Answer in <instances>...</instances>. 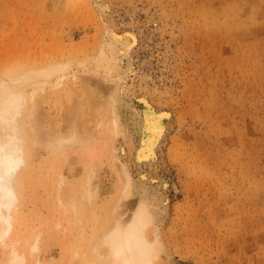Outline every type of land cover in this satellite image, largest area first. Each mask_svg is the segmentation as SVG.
<instances>
[{
	"label": "rangeland",
	"instance_id": "1",
	"mask_svg": "<svg viewBox=\"0 0 264 264\" xmlns=\"http://www.w3.org/2000/svg\"><path fill=\"white\" fill-rule=\"evenodd\" d=\"M108 30L136 36L124 77ZM45 68L18 113L25 264H100L96 234L139 210L147 264H264V0H0V81Z\"/></svg>",
	"mask_w": 264,
	"mask_h": 264
},
{
	"label": "bare ground",
	"instance_id": "2",
	"mask_svg": "<svg viewBox=\"0 0 264 264\" xmlns=\"http://www.w3.org/2000/svg\"><path fill=\"white\" fill-rule=\"evenodd\" d=\"M107 42L108 47L113 50L114 54L112 65L115 67L116 71L124 77L125 74L130 71V68L127 67L126 70L121 71L119 61H121L122 57H125L127 52L136 44V36L129 31L117 33L113 30H108ZM50 73L51 71L48 68L42 69L40 73H36L34 70H23L15 74L13 73V76H10L9 78L11 80L9 83L5 80L0 81V131L2 132L0 134V249L5 250L3 256L0 257V264H25V255L19 246L20 242L18 237L16 238L15 234L13 235L14 237H11L13 232L11 210L14 209L17 199L14 179L19 172L21 165L24 163L23 136L19 134L24 128V124L19 119L20 117L18 113L24 105V95L27 92L35 90L41 81L49 77ZM104 83H107L106 85L108 86L109 83L115 84L116 81H114L113 78H104ZM108 99L109 100H107L108 102L106 101V104L111 113V117L107 128L109 129L110 134L112 132L115 134L117 132V126L115 118L112 115V100L111 97ZM30 106L32 107L33 104H30ZM36 110L38 109L36 108ZM29 111L30 110L27 109L28 113ZM39 113L34 114L38 116ZM31 114L33 113L31 112L29 114L32 119L36 117L34 114L31 116ZM27 115L26 117H29V115ZM24 118L22 119L25 120ZM29 118L26 120H28V122L30 120L31 123L32 119ZM38 118H42V115ZM38 118L35 119L39 126L41 124H39L41 119L39 120ZM32 121L33 124H36L34 120ZM46 121L48 120H45V123L42 122L41 126L37 129L36 127H33L34 125L32 123H29L34 128L32 130L35 131L36 129L35 132L31 131L33 132L32 134L35 133L36 135L37 133L38 136H36L38 137L37 140L40 145L58 151L61 149V143L63 141H74V139L70 137L71 133H68V138H63L66 134L63 133L64 136L63 134L62 136H60L61 134L58 135L60 132L58 131L59 133H55L57 131L54 132L52 127L50 128L51 124L48 125ZM73 126L75 127V125ZM29 136L30 135L28 134V137ZM121 188V192L119 193L120 196L117 198L123 200L121 198L126 196L127 188L125 185ZM143 218L144 216L141 210H139L132 219L127 218V222H123L119 217L114 218L115 220L111 221V224H109L104 231L96 234L91 246H89V251L86 253V259L93 263L95 261L100 264H147L149 256L151 255V249L141 237L140 228L143 226ZM131 220L132 222L128 224V221ZM33 244L32 246L30 245L31 248L29 247L30 249L28 251L34 250L35 245Z\"/></svg>",
	"mask_w": 264,
	"mask_h": 264
}]
</instances>
